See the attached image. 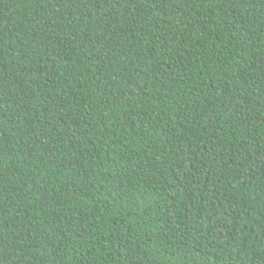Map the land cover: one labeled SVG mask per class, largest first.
Returning a JSON list of instances; mask_svg holds the SVG:
<instances>
[{
  "label": "trees",
  "instance_id": "trees-1",
  "mask_svg": "<svg viewBox=\"0 0 264 264\" xmlns=\"http://www.w3.org/2000/svg\"><path fill=\"white\" fill-rule=\"evenodd\" d=\"M0 264H264V0H0Z\"/></svg>",
  "mask_w": 264,
  "mask_h": 264
}]
</instances>
